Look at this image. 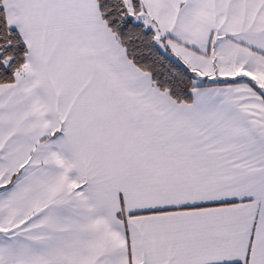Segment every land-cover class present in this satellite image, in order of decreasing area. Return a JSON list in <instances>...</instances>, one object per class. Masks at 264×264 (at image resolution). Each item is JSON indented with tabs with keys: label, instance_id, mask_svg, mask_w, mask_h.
Listing matches in <instances>:
<instances>
[{
	"label": "snow or ice",
	"instance_id": "6c2138e0",
	"mask_svg": "<svg viewBox=\"0 0 264 264\" xmlns=\"http://www.w3.org/2000/svg\"><path fill=\"white\" fill-rule=\"evenodd\" d=\"M0 264H264V0H0Z\"/></svg>",
	"mask_w": 264,
	"mask_h": 264
}]
</instances>
